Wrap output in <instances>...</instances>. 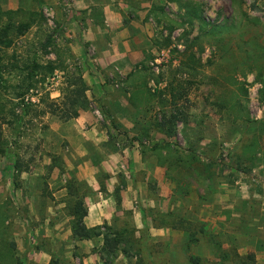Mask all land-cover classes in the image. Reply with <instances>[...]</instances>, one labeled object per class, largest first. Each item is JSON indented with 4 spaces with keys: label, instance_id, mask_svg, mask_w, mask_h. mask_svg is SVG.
<instances>
[{
    "label": "rangeland",
    "instance_id": "rangeland-1",
    "mask_svg": "<svg viewBox=\"0 0 264 264\" xmlns=\"http://www.w3.org/2000/svg\"><path fill=\"white\" fill-rule=\"evenodd\" d=\"M128 2L149 10L127 15L150 33L145 59L126 73L94 61L75 0H0V264H191L215 260L216 244L264 264V0ZM86 114L95 120L84 131L98 125L107 141L78 150ZM77 152L103 195L113 177L103 162L128 155L108 166L119 216L95 227L126 232L114 252L106 229L74 235L73 211L95 194ZM130 153L147 171L133 173ZM134 175L143 218L122 206Z\"/></svg>",
    "mask_w": 264,
    "mask_h": 264
},
{
    "label": "crops",
    "instance_id": "crops-1",
    "mask_svg": "<svg viewBox=\"0 0 264 264\" xmlns=\"http://www.w3.org/2000/svg\"><path fill=\"white\" fill-rule=\"evenodd\" d=\"M74 4L77 10L83 9L84 12L88 14L87 23L91 28L83 33V38L95 49L99 58L94 61L99 63L102 69H109L116 66L127 73L134 70L135 67L145 59L144 53L148 47L147 43H145V32L146 30L149 32V29L142 25L141 19L146 16L149 10L136 12L137 10L131 7L132 5L129 4L128 0H75ZM130 11L139 15L141 19L138 20L136 17V19L132 20L127 15ZM125 19L128 20V24H125ZM100 22H103L104 25ZM97 38H100L102 41L101 45L97 44ZM140 38L143 39L141 40ZM88 66L89 67H87V65L85 66L86 74L90 79L93 78L97 81L96 84L98 87L101 86L100 80L91 74L94 69L93 64L90 65L88 63ZM86 74L85 78L87 79ZM88 83L93 90L92 82L88 81ZM101 93L102 91L98 93L96 89L93 90L95 96H101ZM94 120L95 117L92 114L83 115L77 120L76 133L83 135L79 137L80 145L77 148L78 150L82 147L84 148V145L88 143L93 146H99L107 141L106 136H101L102 134H100L98 125H93L90 129L84 131L87 125L86 123L94 124ZM127 157L128 155L123 156L122 154H115L112 155L109 160L103 162V168L113 174V177L108 182L107 194L103 195L99 192L100 186L95 178L94 171L92 172L89 170L91 161L89 159L85 160L86 153L77 152L76 158H79L81 161L83 160V162H81L83 163L82 166L78 168L81 170L80 177L88 183L95 193L93 197H89L87 201L88 215L84 220L87 228H95L106 223L111 226L114 218L119 216V213L116 212V202L113 193L114 189L120 183L119 179L115 178L116 175H114L113 169H109L108 166H110V164L116 165V163L121 161V158L122 160H126L125 158ZM129 158L132 164H134L132 165L134 174L135 172L147 171V166L143 162L141 156L136 155V153H130ZM133 167L136 171L133 170ZM141 190H143V186L137 181L136 176L134 175L132 178L128 177L127 189L122 192V206L129 210H134V215L143 218V210L134 208V204L138 205L137 200L139 199V195L140 198L143 195L139 192ZM138 227L141 228L140 226ZM91 262L92 261L89 260V262L86 261L85 264H90Z\"/></svg>",
    "mask_w": 264,
    "mask_h": 264
},
{
    "label": "trees",
    "instance_id": "trees-1",
    "mask_svg": "<svg viewBox=\"0 0 264 264\" xmlns=\"http://www.w3.org/2000/svg\"><path fill=\"white\" fill-rule=\"evenodd\" d=\"M23 30L29 29V25H23L22 26ZM21 29V30H22ZM22 30V31H23ZM24 32V31H23ZM78 85H81L83 90L85 91L87 89V85L84 83L83 79L78 80ZM84 91H81L82 97L84 99V103H87V98L85 96ZM79 93V94H80ZM86 108V107H83ZM78 116V113H75V116L72 118H76ZM170 125H173L175 122L173 121H168ZM168 124V125H169ZM170 134V133H169ZM173 133L171 131V134L169 136H172ZM73 216L75 218V224H74V235L77 236L78 238L82 240H92L96 237L102 236L103 233H101L102 229H106L107 232H111L112 229L111 227L105 225L103 227L99 228H93L89 229L84 223L85 218L87 217V209H83V204L79 203L75 210L73 211ZM110 235H104V240H105V250L107 251H112L114 252V248L117 246H120L121 244H124V239L126 238V232H117ZM192 236V234H191ZM193 238V243L198 242V239L196 238L195 235L192 236ZM145 250L148 252L149 256L152 254L148 251L149 247L147 243H144ZM191 247L189 246V249ZM126 252V251H125ZM190 262L191 264H256V257L254 254H246V255H240L235 249H224L221 245L216 244V258L213 261L205 260L200 257H195L194 255L190 256ZM50 264H58L57 261H52Z\"/></svg>",
    "mask_w": 264,
    "mask_h": 264
}]
</instances>
